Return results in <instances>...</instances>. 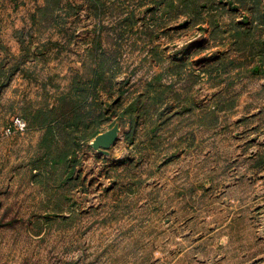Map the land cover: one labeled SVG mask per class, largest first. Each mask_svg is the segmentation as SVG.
<instances>
[{
	"label": "rangeland",
	"instance_id": "374dc122",
	"mask_svg": "<svg viewBox=\"0 0 264 264\" xmlns=\"http://www.w3.org/2000/svg\"><path fill=\"white\" fill-rule=\"evenodd\" d=\"M0 264H264V0H0Z\"/></svg>",
	"mask_w": 264,
	"mask_h": 264
},
{
	"label": "water",
	"instance_id": "95a60500",
	"mask_svg": "<svg viewBox=\"0 0 264 264\" xmlns=\"http://www.w3.org/2000/svg\"><path fill=\"white\" fill-rule=\"evenodd\" d=\"M120 124L116 123L111 129L97 135L90 146L101 154L109 155L110 148L116 144L120 135Z\"/></svg>",
	"mask_w": 264,
	"mask_h": 264
},
{
	"label": "built area",
	"instance_id": "2783aa9c",
	"mask_svg": "<svg viewBox=\"0 0 264 264\" xmlns=\"http://www.w3.org/2000/svg\"><path fill=\"white\" fill-rule=\"evenodd\" d=\"M19 123V125L21 126V127H23L24 126V124H22L21 122H18Z\"/></svg>",
	"mask_w": 264,
	"mask_h": 264
},
{
	"label": "trees",
	"instance_id": "16d2710c",
	"mask_svg": "<svg viewBox=\"0 0 264 264\" xmlns=\"http://www.w3.org/2000/svg\"><path fill=\"white\" fill-rule=\"evenodd\" d=\"M99 135V134H98ZM96 137V136H95Z\"/></svg>",
	"mask_w": 264,
	"mask_h": 264
}]
</instances>
